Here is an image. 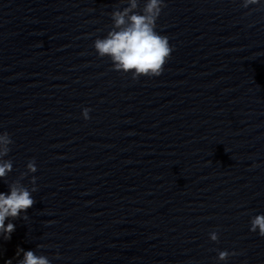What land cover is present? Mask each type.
Segmentation results:
<instances>
[{
	"label": "water",
	"instance_id": "95a60500",
	"mask_svg": "<svg viewBox=\"0 0 264 264\" xmlns=\"http://www.w3.org/2000/svg\"><path fill=\"white\" fill-rule=\"evenodd\" d=\"M243 3L166 0L156 30L173 51L161 75L132 79L93 47L125 0H0V132L14 141L0 191L32 175L38 188L0 264L18 247L51 264H264L249 230L264 213V5Z\"/></svg>",
	"mask_w": 264,
	"mask_h": 264
},
{
	"label": "clouds",
	"instance_id": "9594fccd",
	"mask_svg": "<svg viewBox=\"0 0 264 264\" xmlns=\"http://www.w3.org/2000/svg\"><path fill=\"white\" fill-rule=\"evenodd\" d=\"M126 6L116 7L111 11V28L103 37H97L93 41V47L99 57L107 56L111 61L113 70L130 74L132 79L141 76H159L164 70V65L170 57L173 47L167 35L156 30V22L166 7V0H125ZM250 5H264V0H244L243 7ZM90 107H83L81 115L85 120L90 119ZM14 143L7 131L0 132V179L6 178L13 170V162L6 158ZM253 167L258 166L255 162ZM27 171L21 172V179L29 173L37 172L35 158L29 159L26 164ZM37 177H30L31 187L26 186L20 180L7 183L8 191H0V238H11L15 231L12 219L23 216L27 220V209L34 203L33 193L37 188ZM8 221L5 223V221ZM250 231L258 232L264 236V213H257L250 217ZM211 241L219 240V233L215 230L209 234ZM41 247L42 245H37ZM59 256V253H56ZM237 255L233 249H219L216 259L226 261L229 256ZM16 264H51L47 256L37 255L34 250L18 247ZM6 264H13L8 260Z\"/></svg>",
	"mask_w": 264,
	"mask_h": 264
}]
</instances>
